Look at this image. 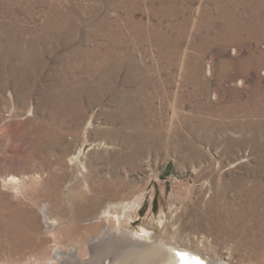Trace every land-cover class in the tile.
<instances>
[{"label":"rangeland","instance_id":"374dc122","mask_svg":"<svg viewBox=\"0 0 264 264\" xmlns=\"http://www.w3.org/2000/svg\"><path fill=\"white\" fill-rule=\"evenodd\" d=\"M263 25L264 0H0V264H82L105 229L264 264Z\"/></svg>","mask_w":264,"mask_h":264},{"label":"bare ground","instance_id":"6f19581e","mask_svg":"<svg viewBox=\"0 0 264 264\" xmlns=\"http://www.w3.org/2000/svg\"><path fill=\"white\" fill-rule=\"evenodd\" d=\"M249 2H250V0H249ZM261 2H262V0H261ZM254 16H255V14H254ZM258 22L259 23H263L262 20H258ZM236 27H237V25H236ZM244 29H248V27H245ZM248 31H250V29ZM256 31L257 30H253L252 34L256 33ZM223 63H222V65H223ZM228 65L231 66L230 64H228ZM223 69H225V68H223ZM247 70H248V68H247ZM241 71H243V70H241ZM230 72H232V71H230ZM246 73H247V71H246ZM16 180H17V178L12 176L10 179H8L7 182L8 183L10 182V183L13 184V183H16ZM103 235H104V238L106 237V239L103 241V243L104 242H106V243L103 244V245H100V243H99L98 249H96V251L94 253H92V256L94 254H96L95 257L92 258V259L90 258L88 260V262L85 263V264H104V259L105 260L109 259L108 264H218L217 262L209 263L207 261V259H203L199 255L183 251V250H181L179 248H176V249H178V250H176L175 246L174 247L171 246V245L167 246L165 244H161V243H158V242H154V241L148 240V239H146L145 236H141V235L139 236V235H133V234L130 235V233H128V231H126V230H121V233L119 231V233L117 234L116 231H111V230L105 229ZM113 236H114V238L112 239L111 237H113ZM251 238H253V237H251ZM258 243H259V238L257 240V244ZM96 247L97 246H95V248ZM114 252H116L117 254L114 253ZM111 253H113L115 256L110 255Z\"/></svg>","mask_w":264,"mask_h":264},{"label":"water","instance_id":"95a60500","mask_svg":"<svg viewBox=\"0 0 264 264\" xmlns=\"http://www.w3.org/2000/svg\"><path fill=\"white\" fill-rule=\"evenodd\" d=\"M104 233V232H103ZM145 234V233H144ZM106 239V237L104 238V235H101V237H97L90 245H91V249H94L95 246L97 245V243H102L104 240ZM92 254V253H91ZM88 261H84L83 264L87 263Z\"/></svg>","mask_w":264,"mask_h":264}]
</instances>
